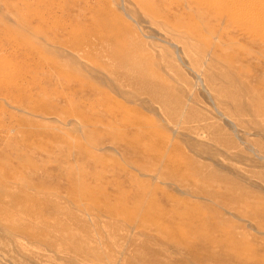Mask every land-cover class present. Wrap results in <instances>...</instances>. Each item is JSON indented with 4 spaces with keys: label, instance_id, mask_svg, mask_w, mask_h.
Returning a JSON list of instances; mask_svg holds the SVG:
<instances>
[{
    "label": "rangeland",
    "instance_id": "obj_1",
    "mask_svg": "<svg viewBox=\"0 0 264 264\" xmlns=\"http://www.w3.org/2000/svg\"><path fill=\"white\" fill-rule=\"evenodd\" d=\"M0 264H264V0H0Z\"/></svg>",
    "mask_w": 264,
    "mask_h": 264
}]
</instances>
